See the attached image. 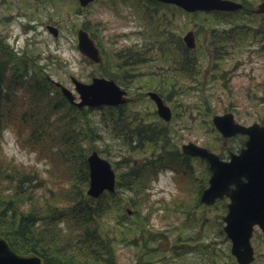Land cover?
I'll return each instance as SVG.
<instances>
[{"label":"trees","instance_id":"16d2710c","mask_svg":"<svg viewBox=\"0 0 264 264\" xmlns=\"http://www.w3.org/2000/svg\"><path fill=\"white\" fill-rule=\"evenodd\" d=\"M136 5L137 13L148 17L145 22L153 31V40L163 42L164 55L174 44H181L180 56L174 61L179 76L158 73L155 78L141 81L162 93L166 88H174L176 82L193 77L194 55L181 39L188 23L175 27L172 15L168 14L173 8L156 0H143V4L138 0ZM199 13L202 12L187 15L195 28L202 27L203 19L213 26L226 14L203 12L200 18ZM214 14L220 17L215 19ZM6 48L0 45V234L15 250H32L41 255L45 264H116L113 249L125 241L140 249L135 264H142L145 249L147 253L157 250L151 247L155 232L148 226L150 213H139V208L149 200L147 188L156 170L176 164L185 170L183 179L195 185L205 184L207 174L197 178L191 164V168L184 167L180 153L162 129L134 124L127 116L129 103H125L97 112L103 129L120 141L121 157L112 159L118 171L116 189L97 198L87 195V155L93 148L104 151L97 143L104 137L103 129L90 114L91 110H79L63 97L42 69L37 54L34 60ZM147 54L143 45L134 44L121 50L115 61L118 60L120 71L136 74L134 68L145 62ZM26 68H32V72L28 74ZM102 73L111 75V69L107 67ZM7 126L12 127L10 130L23 148L33 152L37 160L46 162L47 174L36 163H24L5 153L3 133L9 129ZM212 131L215 132L214 128ZM134 133L136 138L132 139ZM221 204L224 211L225 200ZM127 206L132 209L130 215ZM219 216L216 226L221 230ZM192 238L178 236L173 247L177 254L191 250L188 241ZM211 244L212 240L202 242L204 254L200 260L208 264H235L229 244L219 248H211Z\"/></svg>","mask_w":264,"mask_h":264},{"label":"rangeland","instance_id":"374dc122","mask_svg":"<svg viewBox=\"0 0 264 264\" xmlns=\"http://www.w3.org/2000/svg\"><path fill=\"white\" fill-rule=\"evenodd\" d=\"M247 1L256 3L258 0ZM137 2L138 0H133L132 3L126 0H95L89 6L83 7L84 9L75 11L72 0H0V37L4 40V36L11 35L9 42L16 48H22L25 41L29 40V47L39 51L43 57L40 62L48 64L47 70L52 77L73 90L71 75L82 81H89L92 76L90 72H97L99 68L87 63L76 47L75 26L77 25V29L85 25L93 32L92 28L98 24L95 26L98 28L97 40L105 52L106 63L115 66V59L119 58L123 47L127 48L133 42H139L145 47L146 38L137 33V23L140 19L146 21L148 17H141L137 13ZM17 9H21L26 17L19 15ZM219 17L213 16L215 19ZM172 18L179 21L180 27L187 22L188 25L191 24L187 29L192 28V21L185 14L177 11ZM255 19L239 14L225 17L213 26L206 24L203 19L200 22L202 27L195 28L198 34H202V46H206L200 52V65L195 68L198 72L191 81H178V86L172 88L167 95L168 104L174 108V120L168 125L174 133V144L178 143L180 146L191 140L222 152L221 142L216 140V133L210 130L209 122L213 114H222L229 110L243 123L264 120V20L260 19L259 23L253 25L251 21ZM235 21L239 24L235 25ZM49 22L59 27L58 38H54L47 30L46 24ZM225 27L226 31L223 30ZM16 32L27 37L21 36L16 41L12 39ZM152 33V29L147 26L148 43L152 40ZM205 38L212 40L206 42ZM214 47L225 50L223 58L212 59ZM158 49L159 44L156 41H152L147 48L151 58L154 57L149 61V68H158V57L164 56L163 53H158ZM51 51L56 54L54 62L48 57ZM60 58L65 61L62 67L58 63ZM221 68L227 70L224 79L216 75ZM26 71L30 74L32 68H26ZM119 74L125 81H130L126 72L119 71ZM153 108V104L145 99V110L152 114ZM187 109L191 112L188 113ZM90 114L103 129L104 125L97 110H92ZM9 129L3 133L4 151L20 161L36 163L41 172L47 174L46 162L37 160L33 152L23 148L15 133ZM103 133V139L97 140L104 149L102 155L119 160L120 141L106 129H103ZM241 143L242 139L236 138L228 141V146L235 150ZM195 167L194 172L202 178L201 166L197 163ZM185 183L179 174L161 169L149 184V200L139 208V213H150L148 226L155 232L151 247H157V250L147 253L148 249H145L142 253V264H208L207 261L200 260L204 248L197 246L199 241L195 238L202 242L212 240L211 248L227 246L228 241L216 226L222 212L221 204L208 209L203 205H196V188ZM187 209L189 212L186 220L184 210ZM178 236L193 237L188 241L192 249L190 252L177 254L173 247ZM252 242L257 252L256 264H264V235L259 229L255 231ZM113 252L117 257L116 264H135L141 251L136 245L125 241L123 244H116Z\"/></svg>","mask_w":264,"mask_h":264},{"label":"water","instance_id":"95a60500","mask_svg":"<svg viewBox=\"0 0 264 264\" xmlns=\"http://www.w3.org/2000/svg\"><path fill=\"white\" fill-rule=\"evenodd\" d=\"M91 0H80L86 5ZM175 3L188 11L211 9H236L240 3L233 0H161ZM257 12H264V1L258 5ZM54 34L56 27L48 26ZM189 47L195 45L192 31L183 37ZM78 47L82 53L94 61H99V51L88 33L78 31ZM75 88L80 94L78 106H97L102 104H119L126 101V91L119 87L113 79L93 77L90 83H83L73 78ZM59 84V83H58ZM63 93L70 101L74 100L72 92L61 85ZM149 95L158 105L159 113L169 119L170 110L164 105L157 93L150 91ZM213 121L224 136L236 132L248 134L239 153H231L230 160H223L218 154L205 147L190 141L184 143L185 153L199 155L207 159L211 175L208 185L203 189L200 200L207 204L213 203L216 198L229 197L227 212L223 217L224 230L231 241V253L239 264H249L254 259V248L251 236L257 224L264 231V125L253 123L245 126L234 121L231 112L215 115ZM89 189L88 193L98 196L104 189L113 190L115 173L108 160L101 157L96 151L88 156ZM0 264H42V259L33 252L18 253L0 235Z\"/></svg>","mask_w":264,"mask_h":264}]
</instances>
